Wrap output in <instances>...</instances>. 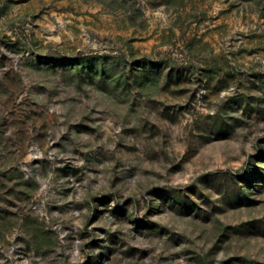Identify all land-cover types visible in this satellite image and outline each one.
Segmentation results:
<instances>
[{"label": "rangeland", "instance_id": "1", "mask_svg": "<svg viewBox=\"0 0 264 264\" xmlns=\"http://www.w3.org/2000/svg\"><path fill=\"white\" fill-rule=\"evenodd\" d=\"M0 264H264V0H0Z\"/></svg>", "mask_w": 264, "mask_h": 264}]
</instances>
